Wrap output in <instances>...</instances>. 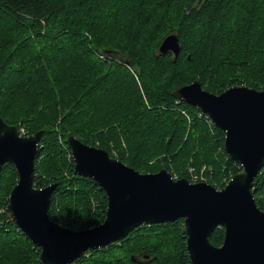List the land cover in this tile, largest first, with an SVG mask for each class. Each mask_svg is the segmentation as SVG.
<instances>
[{
    "label": "trees",
    "instance_id": "16d2710c",
    "mask_svg": "<svg viewBox=\"0 0 264 264\" xmlns=\"http://www.w3.org/2000/svg\"><path fill=\"white\" fill-rule=\"evenodd\" d=\"M171 33L180 44L176 57L158 49ZM195 80L213 93L264 89V0H0V117L25 135L43 131L34 185L55 177L49 216L62 225H98L107 207L94 180L74 173L69 135L139 172L165 167L189 178L187 166H205L204 179L216 188L239 170L224 151V132L172 95ZM16 181L13 165L4 164L0 264H41L38 248L5 213ZM252 189L264 210V167ZM182 223L139 225L69 264H121L123 257L127 264H190ZM149 230L170 242L146 244ZM223 238L222 227L210 235L216 246Z\"/></svg>",
    "mask_w": 264,
    "mask_h": 264
},
{
    "label": "water",
    "instance_id": "95a60500",
    "mask_svg": "<svg viewBox=\"0 0 264 264\" xmlns=\"http://www.w3.org/2000/svg\"><path fill=\"white\" fill-rule=\"evenodd\" d=\"M158 49L176 57L177 35H166ZM172 95L198 107L224 132V151L239 163V170L222 188L174 179L166 168L143 173L69 135L74 173L94 180L107 198L103 221L79 230L49 216L57 183L34 185V159L43 131L21 135L17 126L0 117V170L10 163L17 174L5 213L38 248L41 264H69L87 250L123 239L139 225L180 218L190 264H264V210L252 189L264 167V89L232 85L213 93L195 80ZM216 227L224 229L218 246L210 241Z\"/></svg>",
    "mask_w": 264,
    "mask_h": 264
},
{
    "label": "rangeland",
    "instance_id": "374dc122",
    "mask_svg": "<svg viewBox=\"0 0 264 264\" xmlns=\"http://www.w3.org/2000/svg\"><path fill=\"white\" fill-rule=\"evenodd\" d=\"M25 129V128H24ZM115 157V156H114ZM163 168H165V167H163ZM192 169V173L189 171V169ZM167 169V168H166ZM205 169V166H202V168L197 172L196 171V169L194 168V167H192V166H187V171L190 173L189 174V178H187V179H189L191 182H206L205 181V179L204 178H206L205 176H204V174H203V170ZM168 170V169H167ZM169 171V170H168ZM170 172V171H169ZM144 173V172H143ZM177 174V173H176ZM64 177H66V178H68V177H70V172L67 170V168L66 167H64L63 168V174H62ZM193 175L194 176H197L198 177V179L197 180H193L192 179V177H193ZM174 179H179V178H177L176 177V175L175 176H172ZM203 178V179H200V178ZM51 183H58L57 182V180H55V177H51V181L48 183V184H51ZM47 184V185H48ZM44 186H46V185H44ZM44 186H39V187H44ZM157 231H160V230H157ZM154 234H155V232L153 231V230H149V231H147V235L145 236V239H144V241H145V243L146 244H151V243H153V242H155V241H159V242H161L164 246H166V242L168 241V242H170L169 241V239H167L168 237H169V234L168 235H164L163 234V232L158 236V237H155L154 236ZM178 242H179V240H178ZM121 264H127L126 262H125V258L123 257L122 258V260H121Z\"/></svg>",
    "mask_w": 264,
    "mask_h": 264
},
{
    "label": "built area",
    "instance_id": "2783aa9c",
    "mask_svg": "<svg viewBox=\"0 0 264 264\" xmlns=\"http://www.w3.org/2000/svg\"><path fill=\"white\" fill-rule=\"evenodd\" d=\"M177 102H178V101H177ZM182 113H184V114L187 116V118L189 117L186 111H183V110H182ZM203 114H204V113H203ZM206 117L209 118V116H207V115H206ZM209 120H210V123L213 124V122H212V120H211L210 118H209ZM18 129H19L21 135H25V131L23 130V128H18ZM189 171L192 173V169H191V168L189 169ZM231 177H232V176L229 175L228 178H224V179H223V182L226 184V183L228 182V180H229ZM192 179H193V180H197L198 177L193 175ZM200 179H203V178L201 177ZM225 184H224V185H225Z\"/></svg>",
    "mask_w": 264,
    "mask_h": 264
}]
</instances>
